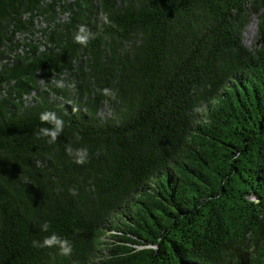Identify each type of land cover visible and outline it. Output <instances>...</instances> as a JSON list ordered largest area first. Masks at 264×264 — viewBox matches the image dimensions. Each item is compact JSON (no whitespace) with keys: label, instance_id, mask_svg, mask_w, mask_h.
Instances as JSON below:
<instances>
[{"label":"trees","instance_id":"trees-1","mask_svg":"<svg viewBox=\"0 0 264 264\" xmlns=\"http://www.w3.org/2000/svg\"><path fill=\"white\" fill-rule=\"evenodd\" d=\"M0 264H264V0H0Z\"/></svg>","mask_w":264,"mask_h":264},{"label":"clouds","instance_id":"clouds-1","mask_svg":"<svg viewBox=\"0 0 264 264\" xmlns=\"http://www.w3.org/2000/svg\"><path fill=\"white\" fill-rule=\"evenodd\" d=\"M105 22H107L106 17H105ZM79 32L86 33L87 29L84 26H81ZM88 38L89 36L77 34L75 37V40L77 43L86 44L88 41ZM103 94L113 95L114 97V93H111L108 88L103 89ZM196 111H201V109L197 108ZM40 119L42 122L52 123L54 125L53 129H49V128L40 129V133L42 135L49 136L51 138L48 142L50 144L54 143L56 139L58 138V136L60 135V133L63 131V121L58 119L53 113H43L41 114ZM66 151L68 152L70 156H73V155L75 156V162L77 164H84L87 160L88 150L86 148L73 150L71 147H68ZM70 191H71V194L76 195L75 189H72ZM48 227L49 225L45 223L43 225V230L47 231ZM33 244L34 246H37V247H52L54 245H58L60 249V253H59L60 255L68 257L72 254V246L69 243V241L67 239H61L55 234H53L51 237L45 238L42 244L39 243L38 241H34Z\"/></svg>","mask_w":264,"mask_h":264},{"label":"rangeland","instance_id":"rangeland-1","mask_svg":"<svg viewBox=\"0 0 264 264\" xmlns=\"http://www.w3.org/2000/svg\"><path fill=\"white\" fill-rule=\"evenodd\" d=\"M258 27V15L256 13L251 14V18L247 23L244 32L243 40L247 45L252 46L255 44V35ZM115 240V238H113Z\"/></svg>","mask_w":264,"mask_h":264}]
</instances>
